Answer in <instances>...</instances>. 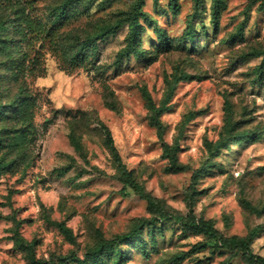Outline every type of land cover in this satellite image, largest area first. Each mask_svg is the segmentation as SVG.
Returning a JSON list of instances; mask_svg holds the SVG:
<instances>
[{"label": "rangeland", "instance_id": "374dc122", "mask_svg": "<svg viewBox=\"0 0 264 264\" xmlns=\"http://www.w3.org/2000/svg\"><path fill=\"white\" fill-rule=\"evenodd\" d=\"M62 2L0 0V264H250L160 210L264 256V0ZM137 14L129 55L128 23L83 44Z\"/></svg>", "mask_w": 264, "mask_h": 264}, {"label": "trees", "instance_id": "16d2710c", "mask_svg": "<svg viewBox=\"0 0 264 264\" xmlns=\"http://www.w3.org/2000/svg\"><path fill=\"white\" fill-rule=\"evenodd\" d=\"M214 1V7H218L221 3H223V0H213ZM79 0H63L62 4L58 6V14L55 18H61L64 15H66L69 7L73 3H77ZM170 5L172 7L176 6L177 3L175 1L171 2ZM140 15L143 16L145 20H150L151 16L150 13L147 11H141ZM25 28L31 32V33H37V34H47L49 33V29L46 27L45 22L42 20H35L34 18L30 16H25ZM128 23L131 27L128 35V44L124 48L122 55H129L131 51L137 50L136 42L137 37L140 34V22L138 14L134 16H129L127 18H120L118 22L114 25H106L105 29L101 30L95 37H89L86 38L83 42L85 46L91 49H96V41L107 34L114 32L118 27H121L122 25ZM190 33H193L191 31ZM76 57L80 54L79 51L75 52ZM74 53V54H75ZM2 109H0V112ZM101 127L105 133L106 141L108 144H112L114 142V138L112 135V132L110 128L101 122ZM123 181L126 185H129L132 187L136 192H138L143 198H145L148 202V206L152 210H159L157 200L154 196H152L149 192H147L144 187L140 184V182L133 176V172L131 170L125 171L123 173ZM158 219L161 220H169V221H187L191 226L196 228L199 232L204 233L211 239L217 240L220 245L226 249L234 250V249H240L244 255L246 256L247 260L250 262V264H264V256L260 254H256L252 250V238L254 236V232L250 233V237H241L238 235H231V236H223L219 233L218 229L214 226V224L210 220H206L204 218L196 219L193 217H186L183 215H173L172 213L166 211V210H160L158 213V216H156ZM132 233H128L127 236H131ZM124 237V235H116L113 239L104 241L91 249V255H93L95 258H98L101 256V253L107 249L109 251H114L115 244L119 239ZM119 254V253H118ZM121 258H123L124 255L119 254Z\"/></svg>", "mask_w": 264, "mask_h": 264}]
</instances>
